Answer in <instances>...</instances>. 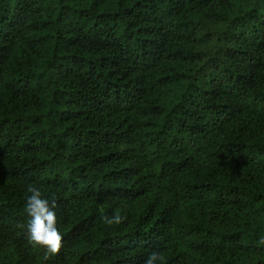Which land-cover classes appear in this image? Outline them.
I'll list each match as a JSON object with an SVG mask.
<instances>
[{
	"label": "trees",
	"instance_id": "16d2710c",
	"mask_svg": "<svg viewBox=\"0 0 264 264\" xmlns=\"http://www.w3.org/2000/svg\"><path fill=\"white\" fill-rule=\"evenodd\" d=\"M261 237L264 0H0V264H264Z\"/></svg>",
	"mask_w": 264,
	"mask_h": 264
},
{
	"label": "clouds",
	"instance_id": "9594fccd",
	"mask_svg": "<svg viewBox=\"0 0 264 264\" xmlns=\"http://www.w3.org/2000/svg\"><path fill=\"white\" fill-rule=\"evenodd\" d=\"M27 192L30 193L25 203L28 241L33 246L44 249V258L47 260L50 256L58 255L63 246V236L57 227V216L54 211L56 202L44 198L38 187L29 186ZM124 219L119 211L111 216H102V221L108 226L119 225ZM17 227L23 229L25 225L18 223ZM258 243L264 244V237H261ZM157 261L163 264L164 257L159 252L153 251L149 253L144 264H157Z\"/></svg>",
	"mask_w": 264,
	"mask_h": 264
}]
</instances>
